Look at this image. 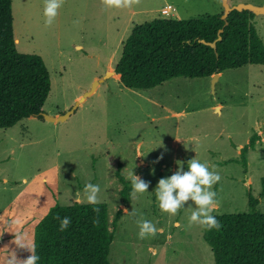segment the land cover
Wrapping results in <instances>:
<instances>
[{
    "label": "rangeland",
    "instance_id": "374dc122",
    "mask_svg": "<svg viewBox=\"0 0 264 264\" xmlns=\"http://www.w3.org/2000/svg\"><path fill=\"white\" fill-rule=\"evenodd\" d=\"M227 1L264 7V0ZM166 5L170 13L161 14ZM43 9L44 0H12L17 51L38 54L50 74L42 112L61 115L93 91L62 121L30 116L0 128V264L12 251L22 259L30 254L12 243L14 233L33 241L35 225L51 206L77 202V194L88 203L83 189L89 182L100 186L110 227L121 209L110 264H214L204 227L188 224L194 203L170 216L159 209L154 191L159 179L177 171L178 161L188 171L187 162L197 157L221 175L212 214L247 212L249 194L264 212V65L223 70L214 87L212 76H179L130 89L112 71L133 25L222 13L221 0H140L120 9L106 8L102 0H64L50 27ZM253 22L264 42V15L255 14ZM255 133L244 168L240 151ZM131 172L149 188L133 198L131 185L124 202L120 177L128 180ZM124 209L152 221L159 229L155 238L139 239L137 217Z\"/></svg>",
    "mask_w": 264,
    "mask_h": 264
},
{
    "label": "trees",
    "instance_id": "16d2710c",
    "mask_svg": "<svg viewBox=\"0 0 264 264\" xmlns=\"http://www.w3.org/2000/svg\"><path fill=\"white\" fill-rule=\"evenodd\" d=\"M220 15L157 17L133 25L113 71L125 87L149 89L174 77H211L229 68L264 65V42L254 26L255 14L232 10L226 20ZM213 41L215 48L210 45ZM50 89V74L43 59L16 49L12 0H0V128L37 116ZM258 138L253 134L241 148L244 168L245 154ZM120 180L122 198L128 202L131 180ZM262 187L260 197L264 196V176ZM247 203L245 213L212 214L222 224L219 231L204 228L203 239L211 249L214 264H264V212L258 210V198L251 194ZM94 207L100 209L98 226L93 224L97 215ZM120 212L110 227L104 202L54 204L34 227L33 242L40 257L37 264H110L108 255ZM57 215L71 218L63 232L59 230L60 221L54 218Z\"/></svg>",
    "mask_w": 264,
    "mask_h": 264
},
{
    "label": "clouds",
    "instance_id": "9594fccd",
    "mask_svg": "<svg viewBox=\"0 0 264 264\" xmlns=\"http://www.w3.org/2000/svg\"><path fill=\"white\" fill-rule=\"evenodd\" d=\"M64 0H44L43 15L45 17V27H50L57 15L58 10L63 5ZM102 4L106 8H131L134 5H139L140 0H102ZM162 159V157H160ZM177 171L170 177L161 178L155 188V196L158 201V206L161 212L167 213L170 216H175L179 209L184 207L188 201H192L195 205L193 208L189 206L190 216L188 217L189 227L199 225L208 230H220L222 224L216 219L212 213L215 211L218 201L217 193L213 190V186L221 180V175L215 170V166L210 167L207 162H201L197 157L190 159L187 162L188 171L183 170L182 162H177ZM131 180L133 198L137 194L148 192L149 182L140 179L134 174L129 173ZM84 198L91 205H99L100 186L98 184L87 183L83 189ZM80 196L77 194V202ZM93 212L97 215L93 219V224L99 225V207H94ZM124 212L133 217H137L136 224L139 228L138 238L143 240L147 238H155L159 229L156 225L144 218L142 213H138L133 209ZM60 221L59 230L65 231L71 224V218L65 216L61 218L59 215L54 217ZM17 248L26 250L30 253L26 258H19L15 251L10 252L6 258V264H37L40 257L36 253V245L30 240L25 233H14L13 242Z\"/></svg>",
    "mask_w": 264,
    "mask_h": 264
},
{
    "label": "water",
    "instance_id": "95a60500",
    "mask_svg": "<svg viewBox=\"0 0 264 264\" xmlns=\"http://www.w3.org/2000/svg\"><path fill=\"white\" fill-rule=\"evenodd\" d=\"M222 2V6H223V11L220 15V18L223 20H226L228 14L232 11V10H237V11H241V10H248L251 11L252 13L258 15V14H262L264 15V7L261 6H255L253 4L250 3H238L236 5L230 6L227 0H221ZM227 22H225L226 24ZM222 29L218 30V33H221ZM217 39H220V36H218ZM210 45L215 48V41L211 42ZM109 73H111V71H107L106 75L104 77H106L107 75H109ZM219 73H214L212 75V87H214V82L217 79ZM101 80V79H99ZM93 91V87L88 90L87 92H85L76 102L75 104L71 107V109H69L67 112L58 115V116H49L46 115L43 112H40L38 115L42 116L44 119L52 121V122H57V121H62L65 118L68 117L69 114H71L73 112V110L75 109V107L79 104L80 101L84 100V98L86 96H88L90 93H92ZM37 115V116H38Z\"/></svg>",
    "mask_w": 264,
    "mask_h": 264
},
{
    "label": "built area",
    "instance_id": "2783aa9c",
    "mask_svg": "<svg viewBox=\"0 0 264 264\" xmlns=\"http://www.w3.org/2000/svg\"><path fill=\"white\" fill-rule=\"evenodd\" d=\"M171 6L170 5H166L165 7H163L161 10H160V13L161 14H169L170 13V10H171Z\"/></svg>",
    "mask_w": 264,
    "mask_h": 264
},
{
    "label": "crops",
    "instance_id": "0c3cea01",
    "mask_svg": "<svg viewBox=\"0 0 264 264\" xmlns=\"http://www.w3.org/2000/svg\"><path fill=\"white\" fill-rule=\"evenodd\" d=\"M219 76H220V73L218 74V77H217V79L219 78ZM78 97H79V96H77V97H76V99H77ZM217 107H218V106H217ZM217 107H216V108H217Z\"/></svg>",
    "mask_w": 264,
    "mask_h": 264
},
{
    "label": "bare ground",
    "instance_id": "6f19581e",
    "mask_svg": "<svg viewBox=\"0 0 264 264\" xmlns=\"http://www.w3.org/2000/svg\"><path fill=\"white\" fill-rule=\"evenodd\" d=\"M114 71H112V73H113ZM115 73V72H114ZM109 75H110V73H109Z\"/></svg>",
    "mask_w": 264,
    "mask_h": 264
}]
</instances>
